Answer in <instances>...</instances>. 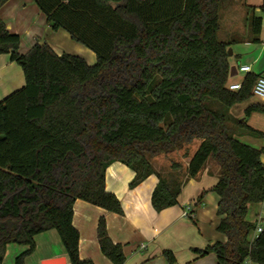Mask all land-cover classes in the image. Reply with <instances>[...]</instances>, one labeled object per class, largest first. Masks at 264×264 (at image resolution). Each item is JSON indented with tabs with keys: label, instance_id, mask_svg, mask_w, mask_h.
I'll use <instances>...</instances> for the list:
<instances>
[{
	"label": "trees",
	"instance_id": "obj_1",
	"mask_svg": "<svg viewBox=\"0 0 264 264\" xmlns=\"http://www.w3.org/2000/svg\"><path fill=\"white\" fill-rule=\"evenodd\" d=\"M220 1L34 0L52 30L64 29L95 53L92 65L46 43L20 53L19 34L0 19V54H10L25 80L0 100V264L10 243L27 246L14 259L24 264L34 236L50 229L58 232L68 264H94L79 256L72 206L82 199L122 213L105 188L111 163L134 172L130 188L155 174L151 205L160 211L177 204L186 179L210 159L219 168L211 190L218 196L217 230L226 240L194 251L213 253L216 264H264V227L256 233V221L246 219L248 205L264 200L263 151L238 138L240 132L264 138V131L227 113L252 96L261 75L247 72L239 89H229L233 40L218 37ZM259 9L264 15V0ZM249 22L258 42L262 17L251 14ZM253 110L264 106L247 107L245 116ZM194 140L185 168L171 159L185 146L187 156ZM157 156L169 160L167 171L153 167ZM97 238L113 264L124 263L104 218ZM162 255L175 262L172 251Z\"/></svg>",
	"mask_w": 264,
	"mask_h": 264
},
{
	"label": "crops",
	"instance_id": "obj_2",
	"mask_svg": "<svg viewBox=\"0 0 264 264\" xmlns=\"http://www.w3.org/2000/svg\"><path fill=\"white\" fill-rule=\"evenodd\" d=\"M261 3L262 0L258 2L257 0H221L218 37L222 40H233L230 46L232 65H237V67L249 65L250 72L264 76V61L261 60L264 54V15L259 9ZM222 11L230 12L231 27H228V33L225 35L220 33ZM251 14L262 17V26L257 36L258 42L252 40L253 35L249 22ZM238 18L240 21V18H243L241 28L246 32V36L241 38L232 33L239 23V21L235 22ZM0 19L9 32L19 34L20 53H26L36 43H46L57 54L66 52L65 47H70L71 51L67 50L66 53L81 56L89 65L96 62L95 53L73 40L64 29L52 30L46 16L34 0H6L0 6ZM250 51L252 52L249 55L242 57L244 53ZM244 74L242 73V76L235 80L230 77L229 83L241 82ZM24 82L22 68L10 59L9 53L0 54V100L23 86ZM254 104L264 106V100L252 95L247 100L236 103L230 107L232 117L245 118L250 127L264 131V111L253 110L247 117L245 116V109ZM241 133L244 134L242 138L239 137L242 142L262 149L261 161L264 165V138L245 132ZM194 142L196 143L189 149L187 156L183 157L186 146L172 154L177 159L179 157L184 168L188 165L189 157L199 140H194ZM152 165L158 171L162 167L161 164ZM133 176L134 172L119 161L111 163L106 169L105 188L120 201L122 207L120 214L107 211L82 199L74 201L72 224L79 233L80 258L89 259L94 264H113L101 252L97 238L98 220L104 218L108 236L113 243L122 246L125 255L123 264H170L162 255L164 250L172 251L175 258L173 264H216V257L213 253H211L213 257H207L210 253L200 256L194 251V249H203L214 242L226 240L221 232L220 236L213 231H202L205 225L203 222L207 218L212 225H218L219 222V217L213 215L217 209L218 196L211 190L219 178V168L215 162L208 160L196 177L186 179L177 197V204L160 211H156L151 205V193L157 184V176L151 174L140 184L130 188L129 183ZM188 206H190L189 216L184 217L183 210ZM262 211L264 212L262 203L249 204L246 219L255 221ZM195 217L199 219L198 223L193 222L192 219ZM34 243V250L26 256L24 264H41L44 260L55 258H63L68 264V256L55 229L36 234ZM25 249H27L25 245L8 244L3 264H14L15 257ZM245 264L257 263L247 261Z\"/></svg>",
	"mask_w": 264,
	"mask_h": 264
},
{
	"label": "rangeland",
	"instance_id": "obj_3",
	"mask_svg": "<svg viewBox=\"0 0 264 264\" xmlns=\"http://www.w3.org/2000/svg\"><path fill=\"white\" fill-rule=\"evenodd\" d=\"M259 0H257V2H258ZM256 2V1H255ZM229 15H230V12L228 13V12H223L222 11V14H221V20H220V23H221V31H220V33H221V35H225V34H227L228 33V27L230 26L231 27V24H229ZM232 15V14H231ZM241 19V21L239 20V18L238 19H236L235 20V22H237V21H239V23H242V24H239L238 23V25H237V29L235 28V30L233 29V31H232V33H233V35L234 36H237V37H243V36H246V32H245V29H242L241 27H242V25H243V18H240ZM234 22V23H235ZM233 26V25H232ZM252 47H253V45H252ZM71 51V49H70V47H65V51L66 52H68V51ZM252 51H250V52H247V53H244L243 55H242V57L244 58L246 55H249V53H251ZM241 60H243L242 58H241ZM262 61H264V54H263V56H262V59H261ZM240 76H242V72H239L238 71V74L237 75H234L233 77H231V79H233V80H235V79H239V77ZM227 113L228 114H230L231 116H233L232 115V112H231V110H230V108H228L227 109ZM240 134V135H239ZM238 134V138L239 137H241L242 135H244V134H242L241 132ZM242 138V137H241ZM239 140H240V138H239ZM194 143H196V142H193V144H191V146L189 147V149H191L195 144ZM162 157H164V156H157V157H153V158H151L150 160H151V163L152 164H158V165H160L161 164V171L163 172H165V171H167L168 170V165H169V160L166 158V157H164V158H162ZM176 156H174V155H171V159H174V160H176L177 158H175ZM166 158V159H165ZM177 160H179V157H178V159ZM182 163V162H181ZM216 211H217V209H216ZM214 212V217H217V212ZM193 220V222H196V223H198V218H193L192 219ZM200 224H201V222H199ZM205 225H203L204 226V228L202 229V231L203 232H205V230L206 231H213L214 233H216V234H218V235H220L221 236V233L217 230V228H215L216 227V225L217 224H213L212 225V222H210L209 221V218H207L206 219V221L205 222H203ZM212 225V226H211ZM209 255H211V256H209ZM207 257H213L214 255L213 254H209ZM164 257V256H163ZM165 258V257H164ZM166 259V258H165ZM206 259H209V258H206ZM167 261V260H166ZM168 262V261H167ZM169 263V262H168Z\"/></svg>",
	"mask_w": 264,
	"mask_h": 264
},
{
	"label": "built area",
	"instance_id": "obj_4",
	"mask_svg": "<svg viewBox=\"0 0 264 264\" xmlns=\"http://www.w3.org/2000/svg\"><path fill=\"white\" fill-rule=\"evenodd\" d=\"M250 70L251 69L249 65H242L238 67L237 72L239 71L242 73H247V72H250ZM228 87L231 90H237L241 87V82L229 83ZM252 95L260 100H264V76H259L256 79L252 87ZM262 204L264 206V200ZM189 210H190V206L185 207V209L183 210L184 217L189 216ZM255 221H256V233H258L262 231L264 227V212L263 211L257 215V218Z\"/></svg>",
	"mask_w": 264,
	"mask_h": 264
},
{
	"label": "water",
	"instance_id": "obj_5",
	"mask_svg": "<svg viewBox=\"0 0 264 264\" xmlns=\"http://www.w3.org/2000/svg\"><path fill=\"white\" fill-rule=\"evenodd\" d=\"M228 55L231 56L232 55V50L231 48H228ZM237 74V68L235 65L231 66V72L229 74L230 77H233L234 75ZM41 264H66L65 259L63 258H55V259H48V260H44L42 261Z\"/></svg>",
	"mask_w": 264,
	"mask_h": 264
}]
</instances>
